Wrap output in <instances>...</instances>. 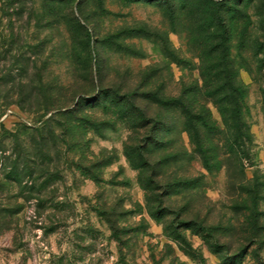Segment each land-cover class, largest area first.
Instances as JSON below:
<instances>
[{
    "label": "rangeland",
    "instance_id": "obj_1",
    "mask_svg": "<svg viewBox=\"0 0 264 264\" xmlns=\"http://www.w3.org/2000/svg\"><path fill=\"white\" fill-rule=\"evenodd\" d=\"M0 264H264V0H0Z\"/></svg>",
    "mask_w": 264,
    "mask_h": 264
},
{
    "label": "trees",
    "instance_id": "obj_2",
    "mask_svg": "<svg viewBox=\"0 0 264 264\" xmlns=\"http://www.w3.org/2000/svg\"><path fill=\"white\" fill-rule=\"evenodd\" d=\"M214 4V3H213ZM214 22L216 26L218 22V10L215 11ZM226 37L225 34L219 43L223 49H226ZM211 61L215 62L217 66H222L220 70L214 72L213 74H204V76H209V78H213L212 83L214 84L213 89L211 91H207V97L217 96L214 99L216 104H226V107L221 108L220 112L223 116V122L228 130L233 133L234 140L240 139V130H241V120H240V107L242 102L245 98V88L241 85L237 78L236 74L232 73L230 67L231 62L228 60L227 53L222 55V58L218 61L213 57L210 59ZM207 87V84H205ZM160 102V101H159ZM170 106L175 107L181 113L182 117L184 118V128L188 132L190 136V141L192 145L197 148L200 152H203V142L202 131L205 130H213L211 124V118L206 112V108L204 109H197L192 106L189 99L186 95H180L175 98H171L170 101H166ZM225 108H228L230 112L229 116H225ZM154 121V124H156ZM156 127V125H155Z\"/></svg>",
    "mask_w": 264,
    "mask_h": 264
}]
</instances>
